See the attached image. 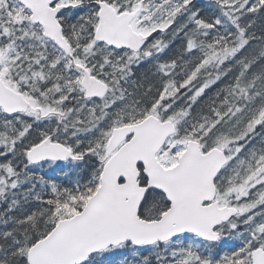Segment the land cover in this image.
Masks as SVG:
<instances>
[{
  "label": "snow or ice",
  "instance_id": "snow-or-ice-1",
  "mask_svg": "<svg viewBox=\"0 0 264 264\" xmlns=\"http://www.w3.org/2000/svg\"><path fill=\"white\" fill-rule=\"evenodd\" d=\"M0 264H264V0H0Z\"/></svg>",
  "mask_w": 264,
  "mask_h": 264
}]
</instances>
